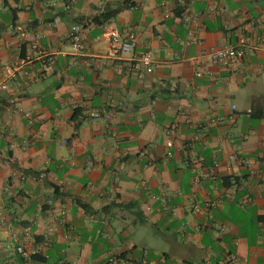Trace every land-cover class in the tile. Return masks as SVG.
<instances>
[{"label": "crops", "instance_id": "crops-1", "mask_svg": "<svg viewBox=\"0 0 264 264\" xmlns=\"http://www.w3.org/2000/svg\"><path fill=\"white\" fill-rule=\"evenodd\" d=\"M27 56L0 88V264H264V0H0V83Z\"/></svg>", "mask_w": 264, "mask_h": 264}, {"label": "built area", "instance_id": "built-area-1", "mask_svg": "<svg viewBox=\"0 0 264 264\" xmlns=\"http://www.w3.org/2000/svg\"><path fill=\"white\" fill-rule=\"evenodd\" d=\"M191 21V20H189ZM192 22V21H191ZM85 26L83 23L73 24L70 29V42L73 51H83L87 47V40L84 33ZM103 35L109 40L110 46L108 49V55L111 57H117L123 52L133 50L134 43L132 40H126L122 37L119 27L113 23L108 22L104 26ZM35 57H40L41 45L36 43L35 45ZM246 55V41L241 38L239 44L236 46H226L217 49H213L206 53L208 60L204 66L197 70L198 74L209 71L210 65H225L228 66L234 62L240 61ZM34 56L21 57L13 64H6L4 66L3 80L0 83L1 89H7L11 81L17 79L18 74L22 72L24 66H29L34 60ZM153 64V55L150 50L134 54L128 65L134 69L149 68ZM16 251L23 255H27V251L23 245H18ZM237 260V255L231 253L228 261L234 263ZM138 264H159L157 261L148 262L146 259L141 260Z\"/></svg>", "mask_w": 264, "mask_h": 264}, {"label": "trees", "instance_id": "trees-1", "mask_svg": "<svg viewBox=\"0 0 264 264\" xmlns=\"http://www.w3.org/2000/svg\"><path fill=\"white\" fill-rule=\"evenodd\" d=\"M118 12H120V8H115V9H110L107 10L105 12H103L102 14L98 15L97 17H95L94 20H96L97 23L101 24L103 23L105 20H109L112 17H114ZM79 126V123H77L76 127ZM32 257H35V254L32 255Z\"/></svg>", "mask_w": 264, "mask_h": 264}, {"label": "rangeland", "instance_id": "rangeland-1", "mask_svg": "<svg viewBox=\"0 0 264 264\" xmlns=\"http://www.w3.org/2000/svg\"><path fill=\"white\" fill-rule=\"evenodd\" d=\"M155 239H156V241H155L156 243H155V244H157L158 241H159V242L164 241L165 243L167 242L165 239L161 238L160 236H156ZM161 245H162V244H161ZM163 245H164V244H163ZM167 245H168V249H167L168 251H171V252H174V253H177V252H178L179 249H178L177 247L171 246V245L168 244V243H167Z\"/></svg>", "mask_w": 264, "mask_h": 264}]
</instances>
